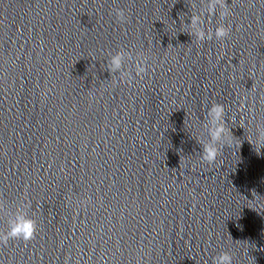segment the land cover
I'll return each mask as SVG.
<instances>
[{"label":"clouds","instance_id":"9594fccd","mask_svg":"<svg viewBox=\"0 0 264 264\" xmlns=\"http://www.w3.org/2000/svg\"><path fill=\"white\" fill-rule=\"evenodd\" d=\"M192 7V4L190 5ZM220 9V18L226 19L231 13L226 0H206V9L204 12L208 16L217 14V9ZM204 12L194 13L190 16V23H188L189 31L187 32L191 37H194L195 42L202 45L205 41H211L213 38L223 41L230 36L231 26L224 23L218 24L215 29L206 28L204 23ZM115 15L120 23L127 22L125 10L121 8L115 9ZM184 14H181L183 17ZM132 52L126 50H118L111 54L106 65L107 71L114 76L119 73L121 83L130 82L133 77L131 72L124 69L125 60H131ZM147 57L143 53L137 54L135 62L136 77H143L148 72ZM41 95H44L41 93ZM225 106L220 103H212L207 109L206 116L203 121V127L207 131V142L200 143L202 151L200 159L209 165L217 161L223 146L228 144L230 137L233 136L231 128L227 127ZM254 140L252 143L255 150L261 152L264 150V120H257L251 132ZM255 200L261 198L255 191H253ZM80 205L86 203V200L79 201ZM31 202L21 198V201L16 204L15 210L8 213L7 227L3 232H0V244L7 245L10 240H22L27 243L35 239L38 226L36 220L29 214ZM0 212L7 213L5 203L0 202ZM233 257L229 252L222 251L218 255L212 257V264H232Z\"/></svg>","mask_w":264,"mask_h":264}]
</instances>
